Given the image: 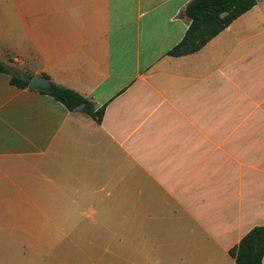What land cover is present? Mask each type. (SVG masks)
Instances as JSON below:
<instances>
[{"label":"crops","instance_id":"obj_1","mask_svg":"<svg viewBox=\"0 0 264 264\" xmlns=\"http://www.w3.org/2000/svg\"><path fill=\"white\" fill-rule=\"evenodd\" d=\"M188 1L0 0V61L103 106L0 70V245L44 219L50 264H236L264 225V0L169 54Z\"/></svg>","mask_w":264,"mask_h":264},{"label":"trees","instance_id":"obj_2","mask_svg":"<svg viewBox=\"0 0 264 264\" xmlns=\"http://www.w3.org/2000/svg\"><path fill=\"white\" fill-rule=\"evenodd\" d=\"M256 0H189L183 9L189 18L179 41L167 50V53L177 55L198 49L206 40L222 29L237 15L251 7ZM0 70L9 73L11 83L26 87L32 73L6 67L0 61ZM44 77L46 74L42 73ZM39 89V88H38ZM49 93L53 98L61 101L69 110L83 102V111L94 116L98 122L102 115L103 106L92 109V103L71 88L51 82V88L39 89ZM264 251V225H253L229 250L236 264H262Z\"/></svg>","mask_w":264,"mask_h":264},{"label":"rangeland","instance_id":"obj_3","mask_svg":"<svg viewBox=\"0 0 264 264\" xmlns=\"http://www.w3.org/2000/svg\"><path fill=\"white\" fill-rule=\"evenodd\" d=\"M6 4L5 0V10ZM9 67L19 70L24 68V66L18 67L15 63ZM25 221L27 222L26 225L29 230L34 229L36 230L35 233L31 231L5 232L2 235V242L0 245V264H50L52 258H58L60 256V246L55 247L51 255H47L44 250H40L36 254L29 251L27 245L31 242L34 236L38 237L42 243L49 245L56 240L58 241L59 235L45 232L37 233V229L41 228L40 230H42L45 227L46 223L44 222V219H25ZM85 221L86 219H84V222ZM75 257V251H69L66 256L68 260L66 264H74ZM69 260H73V262L71 263Z\"/></svg>","mask_w":264,"mask_h":264},{"label":"water","instance_id":"obj_4","mask_svg":"<svg viewBox=\"0 0 264 264\" xmlns=\"http://www.w3.org/2000/svg\"><path fill=\"white\" fill-rule=\"evenodd\" d=\"M27 87L48 90L51 88V82L48 79H46L45 77H43L41 74L36 72V73H33L31 75V77L29 78V80L27 82ZM83 106H84V103L81 102V103L75 105L74 108L80 109Z\"/></svg>","mask_w":264,"mask_h":264}]
</instances>
